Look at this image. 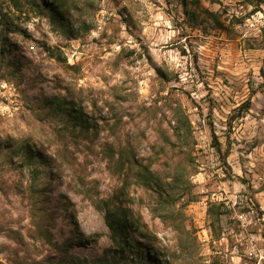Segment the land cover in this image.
<instances>
[{"label": "rangeland", "instance_id": "rangeland-1", "mask_svg": "<svg viewBox=\"0 0 264 264\" xmlns=\"http://www.w3.org/2000/svg\"><path fill=\"white\" fill-rule=\"evenodd\" d=\"M187 12L180 0H0V264L102 256L113 246L107 202L141 214L158 264H264V0H199ZM176 103L190 133L167 151L162 180L185 170L161 208L118 150L150 155ZM27 147L48 165L29 162ZM210 202L223 204L218 239Z\"/></svg>", "mask_w": 264, "mask_h": 264}, {"label": "trees", "instance_id": "trees-1", "mask_svg": "<svg viewBox=\"0 0 264 264\" xmlns=\"http://www.w3.org/2000/svg\"><path fill=\"white\" fill-rule=\"evenodd\" d=\"M180 2L184 7V13H188L187 5L193 2L198 3L199 0H180ZM59 7L60 5L55 1L44 2L41 5L42 9L49 10L52 18H58L60 15ZM206 13L211 16V20L217 23L221 29H225L223 23L219 22L217 18V12L206 10ZM189 17L190 20L194 19L192 11H189ZM10 61L14 64L17 63V67L19 66L20 60L17 55H14ZM249 106L250 99L247 98L233 109L237 112V115H240L241 112L249 109ZM59 109L67 115V118L76 120L80 124V127L85 126L84 123L87 121L84 120L82 114L73 103L66 102L64 106L60 105ZM168 109L170 112L168 121L169 128L163 127L162 121L158 122L155 127L156 138L152 146H158L159 151L154 147L150 155L137 159L132 154L131 145L125 144L119 148L117 158L119 162H127L129 168L132 167L135 169L133 172L135 180L143 188L155 193L156 205L161 208L165 204L173 203L175 197L172 195V191L178 187L181 181L180 177H182L183 171L185 170L184 166L180 163L175 164V167H173L174 173H171L170 180L164 183V180H162L163 175L161 174L166 169L165 163H167L168 159L167 151L175 146L181 147L186 144L187 137L190 133V121L181 105L178 103L174 105L170 104ZM214 146H216L218 151L220 150L215 136ZM25 157L29 162L39 161L46 166L48 165L46 156L37 148L32 149L27 147ZM111 158L112 156H110ZM222 160L225 161V153L222 156ZM154 163L159 166L158 169L152 168ZM222 206L223 204L221 202H210L207 208L209 228L216 239L220 237L221 233L219 222L220 216L223 214ZM96 207L97 209H101V206L96 205ZM155 211L157 212V208H155ZM103 219L108 228V235L113 246L105 248V253L102 256L93 258L66 253L57 259L58 264H158L155 256L162 252L156 246V237L149 233V228L138 211L120 202H114L112 205H109L107 202L103 210ZM74 229L76 232H80L77 225L74 226ZM136 237L144 239L145 242L138 241ZM83 240L85 241L86 238ZM64 245L63 249H66ZM125 248H134L135 254L128 255L124 250ZM210 264H217L215 258L210 260Z\"/></svg>", "mask_w": 264, "mask_h": 264}]
</instances>
